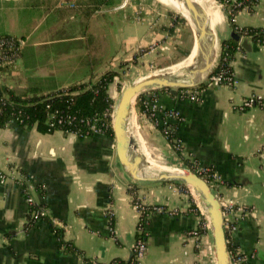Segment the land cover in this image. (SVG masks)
Segmentation results:
<instances>
[{
  "label": "crops",
  "instance_id": "obj_1",
  "mask_svg": "<svg viewBox=\"0 0 264 264\" xmlns=\"http://www.w3.org/2000/svg\"><path fill=\"white\" fill-rule=\"evenodd\" d=\"M1 1L12 6L23 0ZM138 1L132 8L131 2L127 8H117L121 11L119 41L124 53L111 67L99 68L100 55H94V47L89 45L87 58L81 61L88 67V75L80 82L87 80L91 71L99 75L116 69V60L128 59L126 55L137 54L138 49L144 50L142 56L151 54L146 48L152 41L165 46L162 51L176 52L181 24L152 0ZM58 5L60 11H67ZM73 12H80L86 20L94 15L87 17L81 8ZM220 12L213 29L220 39H227L230 27L222 8ZM235 22L264 28V0L258 1L253 12L241 10ZM52 30L46 29L45 34ZM0 34L15 36L6 30ZM20 38L25 43L19 57L13 66L0 70V82L30 93L58 88L54 82L44 88L11 81L20 65H32L23 54L28 38ZM89 38L93 42V36ZM250 46V50L240 47L234 54V85L202 88L200 101L181 99L169 90L147 93L145 99L156 118L165 110L177 114L169 121L179 117L176 132L183 156L191 163L212 167L223 181L215 190L221 199H231L236 205L232 213L235 229L228 235L234 252L246 257L243 264H264V46L251 41ZM251 94L261 96L262 103L241 110L240 104ZM135 117L146 139L158 138L174 165L187 166L146 115L135 112L134 121ZM24 183L29 196L46 209L50 222L62 229L63 240L75 250H65L43 220L24 228L28 218ZM131 184L139 203L164 207L163 212L148 215L145 251L138 264H214L210 235L197 241L190 234L199 218L189 211L187 195L173 183L132 182L116 159L112 137L102 133L84 138L60 131L40 133L34 127L8 123L0 128V264H109L113 259L129 260L140 216L128 191ZM110 217L114 235L110 233Z\"/></svg>",
  "mask_w": 264,
  "mask_h": 264
},
{
  "label": "rangeland",
  "instance_id": "obj_2",
  "mask_svg": "<svg viewBox=\"0 0 264 264\" xmlns=\"http://www.w3.org/2000/svg\"><path fill=\"white\" fill-rule=\"evenodd\" d=\"M85 1L23 0L9 6L0 0V31L6 30L16 37L25 36L28 38V44L23 50V54L26 61L32 64L20 65L21 70L13 75L15 79H12L13 76L9 77L12 82L19 83L20 81V83H27L28 86L43 85L44 88L47 84L54 82L57 85L56 87H66L79 83L81 79L88 75V67L81 61L86 60L85 55L89 45L94 47V55H100V62L97 66L99 68L111 67L113 65L112 61L124 53V48L119 41L121 34L119 16L121 11L117 8L120 5H125L127 8L130 2L132 8L139 1L110 0V4H106L101 8L94 6L95 13L100 9L102 12L94 13L87 20L80 12H73H77L80 8L83 9ZM152 1L154 5L166 10L165 12L172 11L175 13L157 0ZM68 2H71L72 5H67ZM57 3H59L58 6L62 7L61 9L65 8L67 11L61 10V12L56 6ZM86 10L87 13H90L91 7L88 5ZM67 12L69 14H65ZM60 13H63V15ZM31 14L34 16H31ZM32 17H35V22H31ZM180 24L176 52L168 53L167 51L152 50L151 54L142 56L144 50L138 49L137 54H127L125 58L128 59L116 60L119 65L114 67L120 75L115 79V83H120V89L119 91L116 90L115 83L111 84L108 89V92L111 91L110 95L113 97L114 103L118 100L121 89L129 81L158 71L166 63L179 60L184 57L182 50L190 52L194 42L192 28L188 21L184 23L180 21ZM48 28H53V30L46 35V29ZM89 36L94 38L92 44ZM146 50H149L148 47ZM28 62L26 63L29 64ZM41 76H45V78L41 79ZM178 76L180 78L188 77L184 72H181ZM133 133L136 144L142 146L144 154L150 153L159 156L161 160H167L168 163L173 164L171 162L173 160L168 159L164 154L165 150L161 147L158 138L146 139L138 126L136 117ZM191 195L193 200L197 202L195 196Z\"/></svg>",
  "mask_w": 264,
  "mask_h": 264
},
{
  "label": "trees",
  "instance_id": "obj_3",
  "mask_svg": "<svg viewBox=\"0 0 264 264\" xmlns=\"http://www.w3.org/2000/svg\"><path fill=\"white\" fill-rule=\"evenodd\" d=\"M215 1L221 5L228 24L236 33L240 36L248 37L252 43L264 42L263 27L238 26L235 22V18L241 10L245 9L248 12H253L259 0ZM85 2L86 4L83 10L87 17L95 13L94 6L99 8L100 6L110 4V0H86ZM88 5L91 7L90 13H87L86 10ZM168 14L175 19H173L174 21L179 23L180 21L183 23L186 22L182 16L175 14L172 11H168ZM168 29L172 30L173 27ZM89 39L92 40L91 38ZM238 49H240L239 42L230 38L225 39L222 43L221 57L215 72L222 71L224 76H229L231 72H233L231 62ZM182 51L184 57L189 52L188 50ZM4 69L5 68H0V70ZM119 75L120 74L116 69H107L99 75H96L91 71L87 80L83 82L68 85L66 87H58L46 93H30L27 92V90H14L0 82V128H3L8 123L14 121L21 128L34 127L40 133H53L54 131H60L63 134H74L78 138L92 136L95 133H102L113 138L111 113L113 110L114 99L110 95L111 91L108 92V89L111 84L115 83V79L118 78ZM115 87L116 90L119 91L120 83H115ZM202 88H205L204 84L195 87L197 90H201ZM162 90L168 89L164 88L139 95L134 105L135 112L137 114H144L152 122H156L157 118L155 117L153 110L149 107L145 95L152 92L156 94ZM167 114L168 110H165L162 118L165 119ZM179 121V117H176L175 121L170 120L167 123V132L165 133L166 141L170 148L184 161V163L187 164V166H191L192 163L183 156L181 151V143L176 132L179 126ZM157 127L160 131L164 129L163 126ZM173 184L178 186L180 190L187 195L189 211L199 218V224L205 222L189 189L180 182H173ZM25 189L26 186L24 183V191ZM128 191L133 197L132 202L134 204L139 203L132 184L129 186ZM27 195L28 194H25V196ZM40 207L42 206H39L35 202L29 204L28 218L24 227L25 229L38 222L31 218L30 211L39 209ZM148 207L149 206L143 209L136 225L135 238L141 239L142 241H145V225L148 220V215L154 212ZM40 220L47 222L65 250H75L71 243L63 240L62 229L53 225L47 215L41 216ZM109 226L111 228L110 233L114 235L112 217L109 219ZM199 229L202 232L204 231L202 228ZM228 249L230 252H234V248L231 247L229 243ZM110 263L131 264L132 258L127 261L113 259Z\"/></svg>",
  "mask_w": 264,
  "mask_h": 264
},
{
  "label": "water",
  "instance_id": "obj_4",
  "mask_svg": "<svg viewBox=\"0 0 264 264\" xmlns=\"http://www.w3.org/2000/svg\"><path fill=\"white\" fill-rule=\"evenodd\" d=\"M180 1L188 16L173 11L189 22L194 35L193 46L187 54L190 55L194 50V60L182 71L188 77L180 78L176 72L158 70L132 79L121 89L111 113L115 155L132 182H180L190 189L189 191L197 200L195 203L204 217L208 235L211 238L213 263L232 264L222 208L211 186L204 178L193 172L189 166L181 163L178 170L174 172L159 168L149 169L148 161L138 150L139 147L135 142L131 126V119L135 115V101L139 95L164 88L173 95L181 89H193L203 84L219 64L222 43L226 38L220 39L210 26L209 14L202 5L194 0ZM228 38L239 42L240 47L245 50L251 49L250 39L248 37L241 38L231 27ZM176 157L180 162V158L177 155Z\"/></svg>",
  "mask_w": 264,
  "mask_h": 264
},
{
  "label": "built area",
  "instance_id": "obj_5",
  "mask_svg": "<svg viewBox=\"0 0 264 264\" xmlns=\"http://www.w3.org/2000/svg\"><path fill=\"white\" fill-rule=\"evenodd\" d=\"M234 1V0H231ZM221 7V5H219ZM243 36H241L242 38ZM24 39L20 37H14L12 35H0V68H4L7 66H13L16 62V60L19 57L20 50L22 46L24 45ZM259 45L264 46L263 43H256ZM165 46H159L156 41H152L148 44L149 51L152 50H164ZM235 78L233 75V72L229 76H224L222 71H214L209 75V77L206 79V81L203 83L205 88L209 87H215L220 85H228L232 86L235 84ZM181 99H187L189 101H200L202 99V92L201 90H197L195 88L193 89H181L177 91L176 94ZM262 103V98L259 95L251 94L248 97H246L242 103L240 104V109H247L254 105H258ZM164 114V111L161 112V117H158L156 122H152L155 127L157 126H163L164 129L161 130L162 135L166 139L165 133L167 132V123L169 122V119L175 115H177L175 112H168L166 118H162V115ZM189 168L197 173L199 176L204 178L208 184L213 189L214 193L216 194L217 198L219 199L221 208H222V214L224 219V225L227 232V235H230V233L235 229V223L232 218L233 210L236 208V205L233 200L231 199H221L219 195L216 192L217 185L223 184V181L219 178V176L216 174L215 170L212 169L210 166H201L198 165L195 162H192L191 166ZM213 170V171H212ZM29 188L27 187L24 191V194H28ZM25 200L29 206V204L34 203L32 197L25 196ZM136 208L139 211V214L143 211V209L147 208L146 205L142 203L135 204ZM148 208H151L154 212H163L164 207L160 205H151ZM31 218L35 221H39L41 219V216H46V209L44 207H40L39 209L30 211ZM199 228H202L204 231H200ZM190 234L194 236V238L199 241L201 237L208 234L206 223H200L198 221V224L190 231ZM145 251V243L141 239H136L134 244L132 245L131 249V257L132 263L131 264H138L139 261L142 259ZM231 255V261L232 264H243V262L246 260V257L241 255L238 252H230ZM115 264V263H110Z\"/></svg>",
  "mask_w": 264,
  "mask_h": 264
},
{
  "label": "bare ground",
  "instance_id": "obj_6",
  "mask_svg": "<svg viewBox=\"0 0 264 264\" xmlns=\"http://www.w3.org/2000/svg\"><path fill=\"white\" fill-rule=\"evenodd\" d=\"M157 1L160 2L161 4L165 5L166 7L170 8V9H172V10H174V11H176V12H178V13L186 16V17L188 16L187 12L185 10V7L180 0H157ZM194 1L197 2L198 4L202 5L206 9V11L208 12L209 17H210V26L212 28L215 27L221 18V12H220L219 5L214 0H194ZM194 56H195V51L193 50L190 53V55H187L184 58H181L179 61H177L175 63L161 67L160 70L168 71L171 73L176 72L177 75H180V73L193 62ZM131 126H132V129L134 131V129H135L134 118L131 119ZM138 147H139L138 148L139 152L148 161L149 169L159 168L161 170H167L169 172H174V171L178 170L179 167L177 165L170 164L167 162V160L166 161L161 160V158L159 156H154L150 153H147V155H146V153L144 154V152H143L142 146L140 145Z\"/></svg>",
  "mask_w": 264,
  "mask_h": 264
}]
</instances>
